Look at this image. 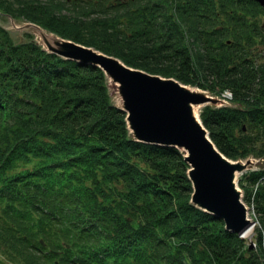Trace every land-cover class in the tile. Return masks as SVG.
I'll return each instance as SVG.
<instances>
[{
	"label": "trees",
	"instance_id": "trees-1",
	"mask_svg": "<svg viewBox=\"0 0 264 264\" xmlns=\"http://www.w3.org/2000/svg\"><path fill=\"white\" fill-rule=\"evenodd\" d=\"M0 4L131 67L230 91V106L201 111L210 137L231 159L264 158L255 0H133L110 12L93 0H44L46 13L66 12L56 22L31 0ZM187 171L175 148L130 138L100 68L16 43L0 24V264H264V169L239 181L256 248L191 204Z\"/></svg>",
	"mask_w": 264,
	"mask_h": 264
},
{
	"label": "water",
	"instance_id": "water-1",
	"mask_svg": "<svg viewBox=\"0 0 264 264\" xmlns=\"http://www.w3.org/2000/svg\"><path fill=\"white\" fill-rule=\"evenodd\" d=\"M264 6V0H255ZM12 29L36 35L37 44L63 59L100 68L116 107L126 113L130 138L169 146L188 164L191 204L221 219L240 237L256 221L239 188L240 175L264 169V158L231 159L216 146L201 117V108L230 103L209 91L181 83L174 77L152 74L109 55L46 30L34 22H12Z\"/></svg>",
	"mask_w": 264,
	"mask_h": 264
},
{
	"label": "rangeland",
	"instance_id": "rangeland-1",
	"mask_svg": "<svg viewBox=\"0 0 264 264\" xmlns=\"http://www.w3.org/2000/svg\"><path fill=\"white\" fill-rule=\"evenodd\" d=\"M32 1V8L30 9H33V10H36L38 11V13H34V14H37V15H43V16H46L48 17L50 20H52L53 22H56L57 21V17H58V13L59 12H62V13H66L64 11H62L61 9L57 8L55 9V12L57 13H46L45 11V6H44V0H31ZM2 4H0V24L3 25V27L8 30V32L10 33V35L12 36L13 40L16 42V43H20V42H25V41H29V40H33L34 42L36 41V35L35 34H31V33H28L27 31H17V30H13L12 29V22H17V23H20V22H31L29 19H27L26 17H22V16H13L12 14L10 13H7L5 11L4 8H2ZM7 13V14H5ZM33 22V21H32ZM44 27V26H43ZM46 30H49L48 28L44 27ZM28 36L32 37L33 39L29 38L28 39ZM204 108V107H203ZM201 108V111L202 109ZM200 111V113H201ZM250 171V170H249ZM249 171L245 172V173H248ZM244 173V174H245ZM244 174H241L240 175V179L241 177L244 175ZM240 181V180H239ZM240 185V184H239ZM239 188H241L239 186ZM242 189V188H241ZM244 193V192H243ZM248 204V203H246ZM249 206V204H248ZM251 209H250V216L255 218V214H254V211H253V207L250 205L249 206ZM257 225V223H256ZM252 235L250 237H244L245 239L248 240L249 242V247L250 248H256L257 245H256V242L254 241V235H255V226L253 227V231H252ZM2 248H0V259H4V256H3V253H2Z\"/></svg>",
	"mask_w": 264,
	"mask_h": 264
},
{
	"label": "flooded vegetation",
	"instance_id": "flooded-vegetation-1",
	"mask_svg": "<svg viewBox=\"0 0 264 264\" xmlns=\"http://www.w3.org/2000/svg\"><path fill=\"white\" fill-rule=\"evenodd\" d=\"M67 1L70 2L72 0H67ZM88 1H91L92 3V0H88ZM132 2L133 0H93V3L96 6H99L101 8L100 10L103 9L106 12H110L113 10H119V9H122V10L129 9L130 3ZM132 13H140V10L139 9L133 10Z\"/></svg>",
	"mask_w": 264,
	"mask_h": 264
},
{
	"label": "bare ground",
	"instance_id": "bare-ground-1",
	"mask_svg": "<svg viewBox=\"0 0 264 264\" xmlns=\"http://www.w3.org/2000/svg\"><path fill=\"white\" fill-rule=\"evenodd\" d=\"M251 215V214H250ZM251 217V216H250ZM252 218V217H251ZM253 227L249 228L244 234V237H250L252 235Z\"/></svg>",
	"mask_w": 264,
	"mask_h": 264
},
{
	"label": "built area",
	"instance_id": "built-area-1",
	"mask_svg": "<svg viewBox=\"0 0 264 264\" xmlns=\"http://www.w3.org/2000/svg\"><path fill=\"white\" fill-rule=\"evenodd\" d=\"M224 96L231 97V93H230V92H226V93L224 94Z\"/></svg>",
	"mask_w": 264,
	"mask_h": 264
}]
</instances>
